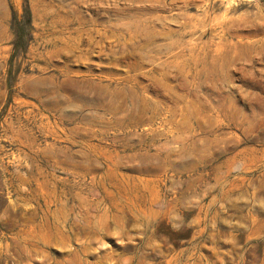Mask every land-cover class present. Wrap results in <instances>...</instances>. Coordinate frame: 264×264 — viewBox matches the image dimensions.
Listing matches in <instances>:
<instances>
[{
	"label": "rangeland",
	"instance_id": "374dc122",
	"mask_svg": "<svg viewBox=\"0 0 264 264\" xmlns=\"http://www.w3.org/2000/svg\"><path fill=\"white\" fill-rule=\"evenodd\" d=\"M0 264H264V0H0Z\"/></svg>",
	"mask_w": 264,
	"mask_h": 264
}]
</instances>
